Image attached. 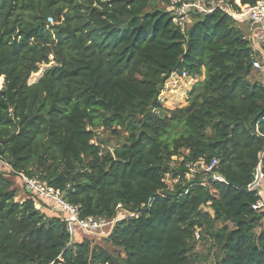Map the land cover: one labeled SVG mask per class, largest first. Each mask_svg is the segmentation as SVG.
<instances>
[{"label": "trees", "instance_id": "trees-1", "mask_svg": "<svg viewBox=\"0 0 264 264\" xmlns=\"http://www.w3.org/2000/svg\"><path fill=\"white\" fill-rule=\"evenodd\" d=\"M170 1L0 0V159L11 176L0 173V264H264L261 197L249 191L259 166L264 175V83L248 79L258 71L236 21L194 11L182 33ZM174 72L204 79L168 110L159 93ZM100 128L124 142L102 154ZM199 159L217 161L225 183L187 182ZM17 173L63 191L82 217L139 210L102 238L123 256L91 236L67 247L65 223L18 180L15 202Z\"/></svg>", "mask_w": 264, "mask_h": 264}, {"label": "built area", "instance_id": "built-area-1", "mask_svg": "<svg viewBox=\"0 0 264 264\" xmlns=\"http://www.w3.org/2000/svg\"><path fill=\"white\" fill-rule=\"evenodd\" d=\"M227 2L228 0H194L189 3L180 4L179 0H171L170 10L173 13L172 22L182 33H184L188 23V14L190 12L198 11V13L210 14L214 10H220L239 25L245 26L248 36L247 40L252 50L251 65L253 69L264 74V53L262 52V48L264 47V0H260L256 2L254 6L240 11L234 10ZM188 78L192 77L188 76L185 72H183L181 76L174 72L170 75L167 81L173 80V83H175L178 80ZM161 90L159 93V99H162ZM199 165L205 169V172L212 174V169L217 165V161L214 160L209 166H207L202 159H199L195 163L190 162L186 164V168L188 169V172H191V168ZM256 170L258 171L259 179H263L264 175L261 172V167L259 166ZM16 177L17 180L21 182L24 190L35 198L38 208L46 209L65 223L68 234L67 247L79 243L82 239L89 236L97 239L107 238L117 223L123 220L137 218L139 216V210H126L121 204H119L116 207L115 215L111 218L82 217L81 206L68 203L64 199L63 191L56 190L49 186L45 181H41L38 178L29 179L21 173H17ZM211 179L225 183L224 179L216 174H212ZM165 180H169L167 176ZM171 182L174 184L177 182V179ZM255 186H258V184L256 185L255 183H252L249 187V191H254ZM261 201V199L258 200L257 203L252 206V209H259V207L262 206ZM195 237L196 239L199 238L198 231L195 232Z\"/></svg>", "mask_w": 264, "mask_h": 264}, {"label": "rangeland", "instance_id": "rangeland-1", "mask_svg": "<svg viewBox=\"0 0 264 264\" xmlns=\"http://www.w3.org/2000/svg\"><path fill=\"white\" fill-rule=\"evenodd\" d=\"M89 1H92V0H81L80 3L83 6H86L89 3ZM181 1L184 3L191 2V0H181ZM168 10H170V7H168ZM195 12L198 13V11H195ZM193 13L194 11L188 14L187 26L191 23L192 18H194ZM238 26L243 32L244 37L247 39L248 36H247V31L245 29V26L244 25H238ZM203 79H204V75L199 76V77H192L191 79L188 78V79L178 80L176 81L177 83L176 82L173 83V80L171 81L166 80L164 87L161 90L162 95L164 93V97H163V100L159 99V104L161 105V107L168 109V110L180 109V108L187 106L190 102L189 93L192 91L194 85L197 82L202 81ZM248 79L250 81L258 80L264 83V74L261 72H252V74L249 76ZM124 137H125V134L122 131L115 134L113 133V129L106 130V129L100 128L96 131V137L94 141L96 142V144L100 146L102 154H105L108 152H112L113 149H115L116 147H119L124 142ZM187 155H188V151L182 149L180 151V155L177 157H173L172 160L182 161V159L185 158ZM61 170L63 171V168H61ZM204 170L205 169L201 165L197 167L194 166L193 168H191V172H188L186 181L190 182L198 178L201 180V182H205L207 179H209V176H212V174L207 173ZM9 171H10V167L7 165L5 161L0 159V173L3 174L7 179H10L11 176L9 175ZM253 177L254 178H253L252 183H255L256 185L258 184V186H255L254 191H256V193L259 195V197H261V200H262L261 201L262 206L259 207V209L262 212H264V178L261 180L259 179L257 170L254 171ZM14 181L16 183L17 179L14 178ZM166 182H167V185L171 188L173 183L170 180H167ZM16 187H17L16 188L17 197L15 198V202H21L25 198V195L23 194V191H22L23 188H21L20 185H18L17 183H16ZM41 210L42 212L51 216L50 212L47 211L46 209H41ZM90 241L92 245L94 246L97 245V246L103 247L107 249L108 251L112 252L114 255L123 256L122 252L117 251L114 248H112L110 244L104 239L91 238ZM208 243H209V240L207 239H198L195 245L194 251L195 253H197V255H199L202 258L207 257L210 252V255L208 256L209 263H210L213 261V258L211 255L212 251H209Z\"/></svg>", "mask_w": 264, "mask_h": 264}, {"label": "crops", "instance_id": "crops-1", "mask_svg": "<svg viewBox=\"0 0 264 264\" xmlns=\"http://www.w3.org/2000/svg\"><path fill=\"white\" fill-rule=\"evenodd\" d=\"M195 77H199V76H195Z\"/></svg>", "mask_w": 264, "mask_h": 264}]
</instances>
